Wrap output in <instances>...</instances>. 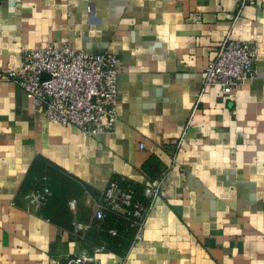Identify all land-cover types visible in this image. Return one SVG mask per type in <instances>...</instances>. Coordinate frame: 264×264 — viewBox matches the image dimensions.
<instances>
[{"label":"crops","instance_id":"crops-1","mask_svg":"<svg viewBox=\"0 0 264 264\" xmlns=\"http://www.w3.org/2000/svg\"><path fill=\"white\" fill-rule=\"evenodd\" d=\"M254 1L240 11V0H0V73L19 70L23 50L67 44L115 55L119 88L118 122L92 136L50 123L0 82V264H264V0ZM228 35L258 46L257 75L231 95L203 91ZM116 178L160 185L143 240L118 251L85 203ZM46 186L52 197L29 212L26 195ZM75 222L91 229L76 236Z\"/></svg>","mask_w":264,"mask_h":264},{"label":"built area","instance_id":"built-area-1","mask_svg":"<svg viewBox=\"0 0 264 264\" xmlns=\"http://www.w3.org/2000/svg\"><path fill=\"white\" fill-rule=\"evenodd\" d=\"M253 5L254 0H240L239 10ZM190 19L202 24L197 13H192ZM258 54L256 44L235 41L228 35L205 69L203 91L216 87L226 95L236 92L256 77ZM0 82L16 84L36 112L61 127L73 126L88 135H102L112 131L119 119L118 59L113 54L79 51L67 44L26 49L19 70L0 73ZM159 192L160 185L148 186L144 197L149 202L145 205L136 199L133 185L125 178L114 179L101 198L87 193L85 203L94 207L96 221H103L109 212L122 215L136 230L135 241L141 242L145 219ZM51 197L47 186L26 195L27 210H39ZM68 205L76 213L77 200L72 199ZM90 229L89 224L75 222L73 233L79 236ZM110 234L115 236L116 232L111 230ZM90 263L77 259L67 264Z\"/></svg>","mask_w":264,"mask_h":264},{"label":"trees","instance_id":"trees-1","mask_svg":"<svg viewBox=\"0 0 264 264\" xmlns=\"http://www.w3.org/2000/svg\"><path fill=\"white\" fill-rule=\"evenodd\" d=\"M144 171L152 179L157 180L161 177V172L159 171L155 163H149L148 165H146L144 167ZM130 184L133 185L136 191V199L147 205L149 201L144 197V190L132 183ZM86 191L89 192L88 190ZM97 223L100 228L105 231V237L108 241V246L114 251H118L121 246H127L135 238L136 230L131 227L130 222L126 220L122 215L109 212L107 213L106 218L103 221H97ZM111 230H114L116 232L115 236H112L110 234Z\"/></svg>","mask_w":264,"mask_h":264},{"label":"rangeland","instance_id":"rangeland-1","mask_svg":"<svg viewBox=\"0 0 264 264\" xmlns=\"http://www.w3.org/2000/svg\"><path fill=\"white\" fill-rule=\"evenodd\" d=\"M88 206V205H87Z\"/></svg>","mask_w":264,"mask_h":264},{"label":"water","instance_id":"water-1","mask_svg":"<svg viewBox=\"0 0 264 264\" xmlns=\"http://www.w3.org/2000/svg\"><path fill=\"white\" fill-rule=\"evenodd\" d=\"M46 77V76H45Z\"/></svg>","mask_w":264,"mask_h":264}]
</instances>
